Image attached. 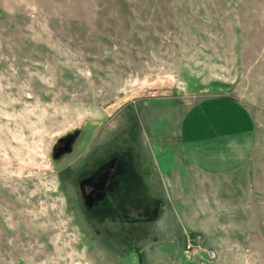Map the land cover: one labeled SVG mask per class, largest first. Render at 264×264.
<instances>
[{"label":"rangeland","instance_id":"374dc122","mask_svg":"<svg viewBox=\"0 0 264 264\" xmlns=\"http://www.w3.org/2000/svg\"><path fill=\"white\" fill-rule=\"evenodd\" d=\"M211 96L250 113L251 157L215 177L179 161L168 198L216 256L187 257L178 235L150 252L129 240L159 205L140 154H176L183 112ZM118 155L113 192L105 176ZM99 165L93 187L84 176ZM139 254L264 264V0H0V264H137Z\"/></svg>","mask_w":264,"mask_h":264},{"label":"crops","instance_id":"0c3cea01","mask_svg":"<svg viewBox=\"0 0 264 264\" xmlns=\"http://www.w3.org/2000/svg\"><path fill=\"white\" fill-rule=\"evenodd\" d=\"M175 135L173 146L177 148L176 154L170 151L165 155L164 152L145 155L142 149L140 156L143 163L149 166L156 183L154 201L159 205L152 206V220L147 231L132 229L129 237L135 236V240L152 243L147 250L155 252L157 242L174 240L178 235L181 239L178 251L189 257L183 249V240L192 229L191 225L176 207L170 205L168 198L171 179L179 170V161L191 172L202 176L234 173L251 157L254 125L250 113L242 104L231 98L211 96L193 103L183 112ZM168 213L172 216L169 217Z\"/></svg>","mask_w":264,"mask_h":264},{"label":"built area","instance_id":"2783aa9c","mask_svg":"<svg viewBox=\"0 0 264 264\" xmlns=\"http://www.w3.org/2000/svg\"><path fill=\"white\" fill-rule=\"evenodd\" d=\"M184 250L193 258L204 256L207 258H214L216 251L214 249L205 248L197 235L186 233L184 238Z\"/></svg>","mask_w":264,"mask_h":264},{"label":"flooded vegetation","instance_id":"af4514ba","mask_svg":"<svg viewBox=\"0 0 264 264\" xmlns=\"http://www.w3.org/2000/svg\"><path fill=\"white\" fill-rule=\"evenodd\" d=\"M102 163H104V162H102ZM109 164L113 168V172L110 175L106 174L105 178L109 181L108 188L109 187L112 188L114 186V188H113V192H114L117 189L116 180H117V176L120 174V171H121V168H122V164L121 163L118 164V163H116V161L115 162L111 161V162H109ZM107 168H108V166H107ZM104 174H105V172H103V170L100 169V165H99V167L95 170V173L90 174L88 176V177H90V180H91L90 183H92L91 185L94 187V185H93V182H95L94 180H100L101 176L104 175ZM111 183L113 184L112 186H111ZM95 193H96V189L93 188L91 190V192H90L91 198L93 199L92 202H94L96 200V198H97V196L94 195ZM104 193L106 195V192H104Z\"/></svg>","mask_w":264,"mask_h":264},{"label":"trees","instance_id":"16d2710c","mask_svg":"<svg viewBox=\"0 0 264 264\" xmlns=\"http://www.w3.org/2000/svg\"><path fill=\"white\" fill-rule=\"evenodd\" d=\"M118 157L120 158H118L117 160H116V163H118V164H122V166H123V164L126 162L125 160H124V158H122V156L121 155H118ZM103 162V161H102ZM97 169V168H96ZM96 169H94L93 171H90V172H88L84 177H88L90 174H93V173H95V170ZM124 171V169L123 168H121V171H120V174H121V172H123ZM119 174V175H120ZM83 177V178H84ZM95 204V203H94ZM191 234H194L193 232H191ZM129 240H130V237H129ZM132 244H133V242H132ZM134 245V244H133ZM134 250H135V252H137V253H139L140 252V249H139V247L138 246H136V244L134 245ZM137 264H143L142 263V258H141V256H140V254H139V257L137 258Z\"/></svg>","mask_w":264,"mask_h":264}]
</instances>
